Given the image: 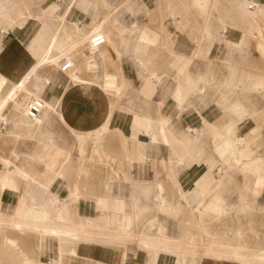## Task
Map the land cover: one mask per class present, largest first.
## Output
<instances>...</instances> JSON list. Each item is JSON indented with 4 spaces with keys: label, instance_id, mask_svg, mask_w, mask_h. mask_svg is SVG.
I'll use <instances>...</instances> for the list:
<instances>
[{
    "label": "crops",
    "instance_id": "obj_1",
    "mask_svg": "<svg viewBox=\"0 0 264 264\" xmlns=\"http://www.w3.org/2000/svg\"><path fill=\"white\" fill-rule=\"evenodd\" d=\"M0 40V264H264V0H0Z\"/></svg>",
    "mask_w": 264,
    "mask_h": 264
},
{
    "label": "built area",
    "instance_id": "obj_2",
    "mask_svg": "<svg viewBox=\"0 0 264 264\" xmlns=\"http://www.w3.org/2000/svg\"><path fill=\"white\" fill-rule=\"evenodd\" d=\"M106 37L102 32H95L91 34L86 40L88 64L93 65L95 62L96 54L106 44ZM71 65V61L68 59H62L58 67L59 71L66 72ZM41 110V105L36 100L28 105V115L30 117H36Z\"/></svg>",
    "mask_w": 264,
    "mask_h": 264
},
{
    "label": "bare ground",
    "instance_id": "obj_3",
    "mask_svg": "<svg viewBox=\"0 0 264 264\" xmlns=\"http://www.w3.org/2000/svg\"><path fill=\"white\" fill-rule=\"evenodd\" d=\"M26 19V16L25 17H23V20H21L20 21V24H22V23H24L25 20ZM16 23H18L19 24V22L18 21H16ZM10 25V24H9ZM2 31H5V26H4V28H2ZM200 39V38H199ZM0 44H1V40H0ZM2 52V50L0 49V53ZM47 61H49V58L47 57V58H45V60H43L42 62H47ZM22 88L23 89H25V87L23 86L22 87V85L21 84H19V82L18 83H16V84H14V86H12V88L10 89V91L8 92V94L6 95V97L4 98V101L3 102H1L0 103V112H1V110L3 109V107L6 105V103H7V101L8 100H12L13 101V103L14 102H16V101H14L15 100V97H16V95L19 93V92H22ZM26 90V89H25ZM21 96V95H20ZM23 97V96H22ZM17 99V98H16ZM19 99V98H18ZM34 100H36L38 103H40V105H41V107L43 106V105H45V103L43 102V101H41V100H39V99H32L29 103L27 102V103H24L23 105H20V107H21V109H22V113H23V115H24V117H25V120H26V123L29 125V126H31L29 123L31 122V120L32 119H34L35 117H30L29 115H28V105L30 104V103H32ZM17 103V102H16ZM11 106V105H10ZM15 106V105H14ZM18 108H19V106H18ZM7 111V110H6ZM9 111V110H8ZM19 112H20V109H19ZM21 113V112H20ZM8 114V113H7ZM1 116H3V115H1ZM0 116V117H1ZM5 120V119H4ZM4 122V121H3ZM1 124V123H0ZM4 124V123H3ZM2 124V125H3ZM2 125H0V127L2 126ZM1 130V129H0ZM6 135H8V132H7V134ZM13 135V134H12ZM17 135V134H16ZM19 136V135H18ZM21 136V135H20ZM26 136V135H25ZM24 136V137H25ZM13 137H15V136H13ZM28 137V136H27ZM2 138V137H1ZM17 138V137H16ZM29 138V137H28ZM4 139V138H3ZM17 141V140H16ZM7 144V143H6ZM30 146H31V144H30ZM33 146V145H32ZM18 147V146H17ZM12 149V148H11ZM2 150V149H1ZM4 151V150H3ZM5 153V152H4ZM22 154V153H21ZM239 155L240 156H245V155H247V154H245V153H243L242 152V150H239ZM3 156V155H2ZM15 156V155H14ZM1 157V156H0ZM16 157V156H15ZM1 159H3V158H1ZM6 160V159H5ZM242 169L243 170H246V171H250V172H256V166H253L252 165V162L250 161V162H248V163H245L244 165H243V167H242ZM2 185H3V182L1 181V179H0V186L2 187ZM244 208V207H243ZM0 223H1V219H0ZM23 263V262H22Z\"/></svg>",
    "mask_w": 264,
    "mask_h": 264
},
{
    "label": "rangeland",
    "instance_id": "obj_4",
    "mask_svg": "<svg viewBox=\"0 0 264 264\" xmlns=\"http://www.w3.org/2000/svg\"><path fill=\"white\" fill-rule=\"evenodd\" d=\"M202 6V5H201ZM201 6H199L198 5V8L199 7H201ZM204 6H202L201 7V9L203 8ZM83 53H85V59H86V56H87V48H86V40L83 42ZM78 60H79V58H78ZM95 63V62H94ZM59 65H60V62L59 63H54L53 64V66L54 67H56V68H58L59 67ZM86 66L88 67V65H87V63H86ZM93 67V65H90L89 66V68H86V67H84V70L86 71V70H90V71H92V68ZM74 68V69H73ZM82 68H83V66H80V60H79V62H76V64H75V66L73 67V65H72V62H71V65H70V67H69V69L68 70H65L67 73H68V75H70V73H71V71H73V70H75L77 73H81L82 72ZM73 69V70H72ZM129 86H127V85H123V89H122V91H121V93H119L118 95H116V94H114L115 96H117L118 98H122V99H124V98H128V96L130 95V92H129ZM219 231V233H221V232H223L224 230H218Z\"/></svg>",
    "mask_w": 264,
    "mask_h": 264
}]
</instances>
